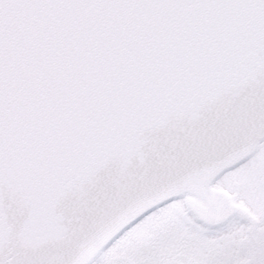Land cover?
Returning a JSON list of instances; mask_svg holds the SVG:
<instances>
[{"label":"snow or ice","instance_id":"snow-or-ice-1","mask_svg":"<svg viewBox=\"0 0 264 264\" xmlns=\"http://www.w3.org/2000/svg\"><path fill=\"white\" fill-rule=\"evenodd\" d=\"M240 18L238 49L207 45ZM54 41L111 90L40 81ZM260 146L264 0H0V264H264Z\"/></svg>","mask_w":264,"mask_h":264},{"label":"water","instance_id":"water-1","mask_svg":"<svg viewBox=\"0 0 264 264\" xmlns=\"http://www.w3.org/2000/svg\"><path fill=\"white\" fill-rule=\"evenodd\" d=\"M248 21L243 18L240 19H229L223 22L222 27L224 32L217 38H213L207 41V45L211 47L212 50L220 49L225 55L228 54L229 50H235L240 47L243 43V28L247 25ZM231 29V31H229ZM239 29V30H237ZM63 42L54 41L50 45H42V51L40 52V72L39 80L47 82L50 77H55L59 83L61 80L68 81L75 93L86 94L89 91L91 85H96L100 83L105 90L110 91L113 86V81L106 78L97 69L93 68L91 65L87 66H73L71 63L64 62L65 53L62 51ZM145 54L148 50L145 49ZM140 52L139 48H133L127 50L128 57V67L131 69L133 65H137V53ZM71 58L77 57H88L92 58L95 55V50L90 49L89 45L81 42L79 37L72 40V48L69 52ZM162 64V60L157 56L147 55L144 60V64L141 66L139 72H135L131 79H137V82L144 81L150 84V82L159 75V67ZM79 72L78 78L75 73ZM125 77H128V73H124ZM163 77H161V81ZM128 84V78L120 80V86L125 87ZM45 99H48V95L45 94ZM76 100L75 94L61 95L59 92H55L52 97V101L57 105H71L73 101ZM75 106V105H74ZM72 115V112L67 113L60 111L59 116L68 119ZM255 145H251L242 148L241 154H245L251 151Z\"/></svg>","mask_w":264,"mask_h":264},{"label":"flooded vegetation","instance_id":"flooded-vegetation-1","mask_svg":"<svg viewBox=\"0 0 264 264\" xmlns=\"http://www.w3.org/2000/svg\"><path fill=\"white\" fill-rule=\"evenodd\" d=\"M258 156L261 158H264V146H260V152L258 153ZM127 251L120 253V256H127Z\"/></svg>","mask_w":264,"mask_h":264}]
</instances>
